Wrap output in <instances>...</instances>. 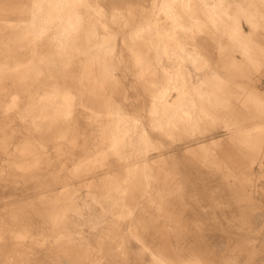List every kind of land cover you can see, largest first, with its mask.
<instances>
[{"label": "rangeland", "instance_id": "374dc122", "mask_svg": "<svg viewBox=\"0 0 264 264\" xmlns=\"http://www.w3.org/2000/svg\"><path fill=\"white\" fill-rule=\"evenodd\" d=\"M223 2L206 10L225 34L188 23V64L160 40L195 16L182 9L193 0H0V264H264V0ZM175 76L190 81L179 92ZM178 95L187 105H171Z\"/></svg>", "mask_w": 264, "mask_h": 264}, {"label": "bare ground", "instance_id": "6f19581e", "mask_svg": "<svg viewBox=\"0 0 264 264\" xmlns=\"http://www.w3.org/2000/svg\"><path fill=\"white\" fill-rule=\"evenodd\" d=\"M69 1H74V0H69ZM191 1V0H190ZM204 3V7H202V5L201 4H203ZM162 4H163V0H160V5H159V10L161 9V7H162ZM235 4H238V2H235ZM192 7L193 8H191V5H185L184 4V6H182L183 8V11L187 14V13H189V11L191 10L192 12H195V16H190L191 17V19H189V18H185V19H183V20H181V22H180V27H178V28H176V30H172L171 32L169 31V33H167L166 31L165 32H161V34H162V38H161V42L162 43H164V44H168V42H170V43H172V44H174L175 45V47L176 48H178V49H180L181 50V53H183L182 54V57H184L185 58V60H186V62H188V64H195V63H197L196 61V56L194 55V53L195 52H191V51H189V49L188 48H185L184 47V44H191V45H193V41L195 40V39H198L199 40V38H197L196 36H192V37H190L189 35H188V32H186L187 30H189L190 28H191V26H189V24L188 23H194V25L196 26V28L199 30V29H203V28H206V29H208L209 30V33H210V36H211V39L213 40V34L214 33H216V30H218V29H220L221 30V32L222 33H224L225 34V31L223 30V24H222V21H220L219 22V19H217V18H214L213 16H212V13H214V12H216V10H219V12L220 11H222V12H226V11H228V8H227V6H226V4L223 2V0H193V3H192ZM207 5V6H206ZM210 8V10L212 11V10H214L212 13L210 12H208V10H206V8ZM53 8L55 9L56 8V6L54 5L53 6ZM256 8V7H255ZM129 10V9H128ZM257 10L259 11V9H258V7H257ZM69 11H71V9H67L66 10V13H64L63 15H59V16H57V15H55V14H53V15H50V19H55V18H61L62 16H67V17H71V16H73V15H75V13H72V14H69ZM133 11V10H132ZM129 12V11H128ZM156 12V11H155ZM130 13H131V11H130ZM133 14H134V12H133ZM185 14V15H186ZM181 15V14H180ZM226 15H231V14H229V13H226ZM157 16V14L155 13L154 15H150V16H148V19H147V24H149V25H151V23H152V20L150 19V18H152V17H156ZM173 16V15H172ZM135 17H136V15H135ZM164 17V18H163ZM117 18V17H116ZM133 18V17H132ZM162 18L163 19H166V17L165 16H162ZM240 18V17H239ZM182 19V18H181ZM46 20H48V19H46ZM116 20V19H115ZM178 20H180V19H178ZM235 20V19H234ZM252 20V19H251ZM114 22V21H113ZM112 22V23H113ZM126 22H128V21H126ZM136 22H138V20L136 21ZM163 22H166V20L164 21L163 20ZM129 25H131L132 24V20H131V22L129 21ZM155 23H156V20H155ZM237 23V22H236ZM138 25V24H137ZM165 25V24H164ZM163 25V23H161V27L162 28H164L165 26ZM170 26V25H169ZM126 27V26H125ZM171 27V26H170ZM170 27H168L167 29H169ZM42 28V27H41ZM121 28V27H120ZM116 29V28H115ZM166 29V30H167ZM122 30V29H121ZM151 30V29H150ZM107 31V30H106ZM117 31V30H116ZM133 31H134V29H133ZM138 32H141L140 30L139 31H136L135 32V34H137L136 35V38H132L133 39V41H131V42H136V43H138L139 45H140V43L142 44L143 42H145L146 40H145V37L143 38V39H141V38H139V34L140 33H138ZM236 32H237V39L238 38H240V37H243V36H246L248 33H246V35H245V32L244 33H242L241 31H239V29L238 28H236ZM107 33V32H106ZM110 34V33H109ZM126 35H127V33H126ZM226 35H228V32L226 33ZM229 35H230V33H229ZM243 35V36H242ZM89 36V35H88ZM125 35H123V37H124ZM146 36V35H145ZM147 37H150V36H148L147 35ZM152 37H153V34H152ZM90 39V38H89ZM113 39V38H112ZM120 39H121V37H120ZM123 39V38H122ZM148 39V38H147ZM167 40H168V42H167ZM151 41H152V38L150 39V43H151ZM94 43V42H93ZM129 43V42H128ZM135 43V44H136ZM147 43V42H146ZM149 43V44H150ZM153 43V42H152ZM151 43V44H152ZM98 44V43H97ZM163 44V49H162V52H163V54L166 56V57H168L169 56V54L171 53V50L170 49H167L166 48V45H164ZM131 45H132V43H131ZM134 45V44H133ZM147 45V44H146ZM87 46V45H86ZM94 46V45H93ZM130 46V45H129ZM141 46V45H140ZM161 46V45H160ZM88 47L90 48V45H88ZM145 48H146V46H144ZM150 47H151V45H150ZM88 48V49H89ZM102 48V47H101ZM140 48V47H139ZM143 48V46L141 47V49ZM86 49V48H85ZM87 49V50H88ZM135 49V48H134ZM138 49V48H137ZM136 50V49H135ZM133 51V53H135L136 55H142V53H143V51H142V53L140 52V51ZM143 50V49H142ZM148 50V49H147ZM147 50H144L145 52L147 51ZM150 50V49H149ZM161 50V49H160ZM98 51V50H97ZM174 53H176V50L174 49V50H172ZM89 52V51H88ZM148 52V51H147ZM150 52V51H149ZM159 52V51H158ZM90 53H91V50H90ZM90 53H89V55H90ZM196 53H198V51H196ZM88 54V53H87ZM96 54V53H95ZM147 54V53H146ZM145 54V55H146ZM180 54V53H179ZM216 54V53H215ZM235 54V53H234ZM92 55H93V53H92ZM99 56H100V54H98ZM97 55V56H98ZM143 56V58H145L146 56ZM149 55V54H148ZM150 55H151V53H150ZM154 54H152V56H153ZM94 56H96V55H94ZM98 56V59L100 58ZM84 57V56H83ZM89 57V56H88ZM101 57H103V56H101ZM105 57H106V55H105ZM94 58V57H93ZM97 58V57H96ZM95 58V59H96ZM104 58V57H103ZM181 58V57H180ZM213 58V57H212ZM85 59V58H84ZM101 59V58H100ZM99 59V60H100ZM146 59V58H145ZM81 60V59H80ZM86 60V59H85ZM98 60V61H99ZM106 59H104V61H105ZM107 60H108V58H107ZM172 60V59H171ZM238 60V59H237ZM50 61V60H49ZM103 61V60H102ZM104 61H103V63H104ZM149 61V60H148ZM52 62H54V61H52ZM93 62V61H92ZM100 62H101V60H100ZM99 62V63H100ZM107 62V61H106ZM105 62V63H106ZM154 62V61H153ZM202 62V61H201ZM211 63V62H210ZM55 64V63H54ZM54 64H52V66L54 65ZM60 64V63H59ZM66 64V63H65ZM86 64V63H85ZM84 64V65H85ZM96 64V63H95ZM97 64H98V62H97ZM104 65V64H103ZM103 65H101V67L103 66ZM256 65V64H255ZM23 66V65H22ZM37 66V65H36ZM62 66V65H61ZM96 66V65H95ZM95 66H94V64H93V66L92 67H94L93 68V73L95 74V72L97 73V71H95L96 69H95ZM140 66V65H139ZM199 66V65H198ZM47 67V66H46ZM56 67H57V65H56ZM87 67V66H86ZM99 67H100V64H99ZM100 67V68H101ZM107 67H109V64H108V66ZM154 67V66H153ZM184 67V66H183ZM215 67V66H214ZM26 68V67H25ZM49 68V67H48ZM97 68H98V66H97ZM100 68H98V69H100ZM110 68V67H109ZM148 68V67H147ZM193 68V67H192ZM218 68V67H217ZM258 68H259V65H258ZM257 68V69H258ZM28 69V68H27ZM50 69V68H49ZM95 69V70H94ZM111 69V68H110ZM109 69V70H110ZM141 69V68H140ZM154 69V68H153ZM172 69V68H171ZM41 70V69H40ZM40 70H39V72H40ZM52 70V69H51ZM80 70V69H79ZM136 70V69H135ZM27 71V70H26ZM91 71V70H90ZM34 72V71H33ZM100 72V71H99ZM103 72V71H102ZM106 72H108V71H106ZM257 72V71H256ZM29 73V72H28ZM90 73H92V72H90ZM17 74V73H16ZM101 74V73H100ZM143 74V73H142ZM190 74V73H189ZM216 74V73H215ZM18 75H20V73L18 74ZM96 75V74H95ZM206 75V74H205ZM138 76V75H137ZM185 76H186V74H185ZM209 76V75H208ZM16 77V76H15ZM23 77H25V76H23ZM29 77V76H28ZM94 77V76H93ZM136 77V76H135ZM178 76H175L174 77V79H173V81H172V88H173V90H175V91H180L182 88L181 87H179L180 85V83H181V81L183 82V83H189L190 81L189 80H186L185 79V81L184 80H179L178 78H177ZM205 77H207V76H205ZM205 77H204V79H205ZM17 78V77H16ZM94 78H96V77H94ZM140 78V77H139ZM142 78V77H141ZM148 78V77H147ZM208 78V77H207ZM206 78V79H207ZM24 79V78H23ZM190 79V78H189ZM202 79V78H201ZM205 79V80H206ZM87 80V79H86ZM97 80V79H96ZM195 80V79H194ZM116 81V80H115ZM13 82H15V81H13ZM18 82V81H17ZM95 82V81H94ZM102 82V81H101ZM206 82V81H205ZM205 82H204V84H205ZM221 82V81H220ZM234 82V81H233ZM59 83V82H58ZM8 84V83H7ZM28 85V84H27ZM61 85V84H60ZM84 85V84H83ZM95 85V84H94ZM94 85H93V87H94ZM169 85V84H168ZM207 85V84H206ZM57 86V85H56ZM58 86H59V84H58ZM96 86V85H95ZM205 86V85H204ZM209 86V85H208ZM83 87V86H82ZM142 87V86H141ZM170 87V86H169ZM84 88V87H83ZM194 88V87H193ZM204 88V87H203ZM153 89V88H152ZM190 89V88H189ZM192 89V88H191ZM207 89H209L208 87H207ZM242 89V88H241ZM40 90V89H39ZM193 90V89H192ZM199 90H201V89H199ZM202 90H204V89H202ZM211 90V89H210ZM80 91V90H79ZM155 91V90H154ZM205 91H206V88H205ZM86 92V91H85ZM91 92V91H90ZM207 92V91H206ZM37 93V92H36ZM35 93V94H36ZM65 93V92H64ZM148 93V92H147ZM192 93V92H191ZM194 93V92H193ZM41 94V93H40ZM39 94V95H40ZM212 94V93H211ZM120 95V94H119ZM148 95V94H147ZM155 95V94H154ZM193 96H196V95H193ZM28 97V96H27ZM41 97V96H40ZM90 97V96H89ZM157 97V96H156ZM254 97V96H253ZM47 98H49V97H47ZM180 98H182V95H178V96H176V98H175V100H174V102L171 104L172 106H174V107H177V106H185V105H187V104H185V103H181V102H179L178 101V99H180ZM252 98V97H251ZM114 100V99H113ZM133 100V99H132ZM137 101V100H136ZM143 101V100H142ZM198 99H197V103H198ZM32 102H34V100L32 101ZM135 102V101H134ZM168 101L166 100V98L164 97V95H161L156 101H155V104H154V107H157V106H159L160 108H162V110H163V112L161 113L163 116L166 114V113H164V110L166 109V107L167 106H169V104L167 103ZM69 103H71L70 101H69ZM11 104V103H10ZM14 104V103H13ZM85 104V103H84ZM111 104V103H110ZM143 104V103H142ZM114 105V104H113ZM139 105H141V104H139ZM149 105V104H148ZM262 105V104H261ZM8 106H9V104H8ZM31 106H32V104H31ZM145 106V105H144ZM151 106V105H150ZM201 106H202V104H201ZM26 107H28V106H26ZM29 107H30V105H29ZM69 107H71V106H69ZM113 107V106H112ZM111 107V108H112ZM21 108V107H20ZM19 108V109H20ZM24 109H25V107H23ZM22 108V109H23ZM109 108V107H108ZM111 108H109V109H111ZM201 108H204V107H201ZM10 109V108H9ZM19 109H18V111L17 112H19ZM57 109V108H56ZM21 110V109H20ZM27 110V109H26ZM26 110H24V111H26ZM64 110V109H63ZM67 110V109H66ZM23 111V112H24ZM57 111V110H56ZM59 112L61 111V110H58ZM135 111V110H134ZM150 111V110H149ZM212 111V110H211ZM21 112V111H20ZM43 112H44V110H43ZM64 112V111H63ZM184 112V113H183ZM9 113V112H8ZM11 113V112H10ZM101 113V112H100ZM121 113V112H120ZM178 113H179V115H180V113H181V115H180V117H184L185 115H183V114H188L187 112H185V111H181V112H179L178 111ZM177 113V114H178ZM209 113V112H208ZM12 114V113H11ZM108 114V113H107ZM112 114H114V113H112ZM117 114H119V113H117ZM211 114H212V112H211ZM14 115V114H13ZM116 115V114H115ZM120 115V114H119ZM127 115V114H126ZM125 115V116H126ZM141 115V114H140ZM183 115V116H182ZM213 115V114H212ZM21 116H22V114H21ZM25 116V114L23 115V117ZM64 116V115H63ZM124 116V117H125ZM146 116V115H145ZM147 116H148V114H147ZM150 116V115H149ZM5 117V116H4ZM10 117H11V115H10ZM42 117H44V113H43V116ZM129 117V116H128ZM131 117V116H130ZM168 117H169V115L167 114V116H166V118H165V120L164 121H167V120H169L168 119ZM216 117V116H215ZM95 118V117H94ZM132 118V117H131ZM151 118V117H150ZM218 118V117H217ZM119 119V118H118ZM8 120V119H7ZM12 120V119H11ZM108 120V119H107ZM147 120H148V118H147ZM103 121V120H102ZM105 121V123H106V120H104ZM163 121V120H162ZM192 121V120H191ZM108 122H111V120L110 121H108ZM192 122H194V120L192 121ZM191 122V123H192ZM9 123V122H8ZM29 123V122H28ZM102 123V122H101ZM116 123V122H115ZM118 123V122H117ZM142 123V122H141ZM205 123V122H204ZM95 124V123H94ZM107 124V123H106ZM130 124V123H129ZM203 124V123H202ZM84 125V124H83ZM141 125V124H140ZM147 125V124H146ZM192 125V124H191ZM142 126V125H141ZM106 127V126H105ZM109 127V126H108ZM117 127V126H116ZM193 127V126H192ZM231 127V126H230ZM142 128H144V127H142ZM106 129V128H105ZM138 129V128H137ZM179 129H181V130H183V131H185V132H187L186 131V127L183 125V124H179ZM100 130V129H99ZM139 130V129H138ZM101 131V130H100ZM108 131V130H107ZM118 131H119V129H118ZM140 131V130H139ZM124 132V131H123ZM182 132V131H181ZM81 133V132H80ZM97 133V132H96ZM95 133V134H96ZM112 133V132H111ZM177 133V132H176ZM184 133V132H183ZM62 134V133H61ZM104 134V133H103ZM115 134H116V132H115ZM115 134H113V136L115 135ZM132 134V133H131ZM186 134V133H185ZM262 134V133H261ZM58 135V134H57ZM79 135V134H78ZM142 135V134H141ZM235 135V134H234ZM233 135V136H234ZM96 136V135H95ZM121 136V138H122V135H120ZM133 136H134V133H133ZM183 136V135H182ZM201 136V135H200ZM60 137V136H59ZM64 137V136H63ZM70 137V136H69ZM191 137H193V136H191ZM104 138H106V137H104ZM189 138H190V136H189ZM55 139V138H54ZM59 139V138H58ZM62 139H64V138H62ZM83 139H84V137H83ZM99 139V138H98ZM103 139V138H102ZM108 139V138H107ZM117 139H119V136H118V138ZM177 139V138H176ZM38 140V139H37ZM89 140V139H88ZM194 140H195V138H194ZM213 139H210L209 140V144L212 142H214V141H212ZM61 141V140H60ZM116 141V140H115ZM211 141V142H210ZM35 142H36V140H35ZM54 142V141H53ZM62 142V141H61ZM124 142V141H123ZM141 142V141H140ZM207 142V141H206ZM59 143V142H58ZM121 143V142H120ZM136 143V142H135ZM183 143V142H182ZM192 143V142H191ZM203 143V142H202ZM119 144V143H118ZM205 144V143H204ZM38 145V144H37ZM63 145V144H62ZM136 145V144H135ZM143 145V144H142ZM141 145V146H142ZM211 145V144H210ZM3 146V145H2ZM126 146V145H125ZM131 146H134V145H131ZM138 146V145H137ZM199 146V145H198ZM201 146H205V145H201ZM251 146V145H250ZM4 147V146H3ZM18 147H19V145H18ZM30 147V146H29ZM33 147V146H32ZM39 147V146H38ZM63 147V146H62ZM109 147V146H108ZM192 147V146H191ZM0 148H2V147H0ZM23 148V147H22ZM39 148H41V147H39ZM114 148V147H113ZM116 148V147H115ZM126 148V147H125ZM124 148V149H125ZM128 148V147H127ZM13 149V148H12ZM20 149V148H19ZM119 149V148H118ZM131 150H132V148H130ZM189 149H190V147L188 148V150L187 151H189ZM192 149V148H191ZM201 149H202V147H201ZM204 149H206V148H204ZM3 149H1V151H2ZM38 150V149H37ZM112 152L114 151V150H112V149H110ZM140 150H142V149H140ZM177 150V149H176ZM207 150V149H206ZM23 151V150H22ZM21 151V152H22ZM27 151H28V148H27ZM40 151V150H39ZM107 149H106V153H107ZM202 151V150H201ZM204 151V150H203ZM258 151V150H257ZM12 153H13V151H11ZM37 152V151H36ZM35 152V153H36ZM41 152H42V150H41ZM46 152V151H45ZM110 152V151H109ZM114 152H117V150L116 151H114ZM113 152V153H114ZM121 152V151H120ZM20 153V152H19ZM29 153V152H28ZM39 154H40V152H38ZM137 153H139V152H137ZM162 153V152H161ZM190 153V152H189ZM259 153V152H258ZM135 154V153H134ZM141 154V153H140ZM193 154V153H192ZM199 154V153H198ZM25 155V154H24ZM28 155V154H27ZM44 155V154H43ZM108 155H109V153H108ZM116 155V154H115ZM124 155V154H123ZM127 155V154H126ZM208 155V154H207ZM11 156V155H10ZM18 156V155H17ZM21 156V155H20ZM29 156V155H28ZM45 156V155H44ZM117 156V155H116ZM131 156V155H130ZM136 156H138V154L136 155ZM193 156V155H192ZM229 156V155H228ZM30 157H32V156H30ZM30 157H29V159H30ZM103 157V156H102ZM118 157H119V154H118ZM121 157V156H120ZM124 157V156H123ZM140 157V156H139ZM194 157H196V156H194ZM216 157V156H215ZM12 158V157H11ZM16 158V157H15ZM21 158V157H20ZM26 158V157H25ZM28 158V157H27ZM37 158V157H36ZM129 158V157H128ZM132 158H133V155H132ZM136 158V157H135ZM159 158V157H158ZM157 158V159H158ZM198 158V157H197ZM254 158V157H253ZM23 159V158H22ZM32 159V158H31ZM83 159V158H82ZM81 159V160H82ZM104 159H105V157H104ZM131 159V158H130ZM140 159V158H139ZM143 159V158H142ZM206 159V158H205ZM6 160V159H5ZM21 160V159H20ZM34 160V159H33ZM97 160V159H96ZM8 161V160H7ZM17 161V160H16ZM23 161V160H22ZM26 161H28V160H26ZM26 161H24V162H26ZM30 161V160H29ZM28 161V162H29ZM42 161V160H41ZM78 161V160H77ZM99 161V160H98ZM162 161V160H161ZM206 161V160H205ZM33 162V161H32ZM40 162V161H39ZM38 162V163H39ZM96 162V161H95ZM107 162V161H106ZM130 162H132V161H130ZM134 162V161H133ZM203 162V161H202ZM9 163V162H8ZM27 163V162H26ZM41 163V162H40ZM118 163V162H117ZM128 163V162H127ZM138 163V162H137ZM136 163V164H137ZM147 163V162H146ZM108 164V163H107ZM158 164H159V162H158ZM164 164V163H163ZM166 164V163H165ZM34 165V164H33ZM105 165V164H104ZM140 165V164H139ZM260 165V164H259ZM81 166V165H80ZM135 166V165H134ZM152 166V165H151ZM6 167V166H5ZM110 167V166H109ZM131 167V166H130ZM149 167V166H148ZM159 167V166H158ZM14 168V167H13ZM16 168V167H15ZM77 168V167H76ZM139 168V167H138ZM141 168V167H140ZM12 169V168H11ZM83 169V168H82ZM113 169H114V167H113ZM153 169H154V167H153ZM163 169V168H162ZM76 170H78V169H76ZM80 170V169H79ZM85 170V169H84ZM121 170V169H120ZM129 170V169H128ZM133 170V169H132ZM158 170V169H157ZM165 170V169H164ZM118 171V170H117ZM148 171V170H147ZM160 171V170H159ZM77 172V171H76ZM114 172V171H113ZM135 172V171H134ZM154 172V171H153ZM2 173H4V172H2ZM78 173H79V171H78ZM77 173V174H78ZM95 173V172H94ZM129 173V171L127 172V174ZM130 173H131V171H130ZM136 173V172H135ZM133 174V175H136L137 173H138V170H137V173L136 174ZM152 173V172H151ZM159 173V172H158ZM82 174V173H81ZM91 174V173H90ZM113 174V173H112ZM73 175V174H72ZM78 175H80V174H78ZM87 175V174H86ZM120 175V174H119ZM123 175V174H122ZM138 175V174H137ZM140 175V174H139ZM88 176V175H87ZM131 176V175H130ZM150 176V175H149ZM158 176V175H157ZM82 177H85L84 175L82 176ZM81 177V178H82ZM129 177V176H128ZM132 177H136V176H132ZM132 177H129V178H131L132 180H134ZM140 177V176H139ZM143 177V176H142ZM159 177V176H158ZM179 177V176H178ZM121 179H122V177H120ZM125 178H127V176H125ZM129 178L128 179H126V180H128L129 181ZM175 178V177H174ZM1 179V178H0ZM93 179H94V177H93ZM101 179V178H100ZM106 179H108V177H106ZM123 179H124V177H123ZM140 178H138L137 180H139ZM200 179V178H199ZM221 179V178H220ZM115 180V179H114ZM117 180H119V178L117 179ZM125 180V181H126ZM131 180V181H132ZM136 180V179H135ZM150 180V179H149ZM172 180V179H171ZM215 180V179H214ZM107 181V180H106ZM109 181V180H108ZM180 181V180H179ZM205 181H206V179H205ZM111 182V181H110ZM121 184H120V187L122 186V184L124 183V181H123V183H122V181H119ZM119 182H117V184L119 185ZM136 182V181H135ZM138 182V184L139 183H141V182H139V181H137ZM96 183V182H95ZM131 183V182H130ZM181 183V182H180ZM127 184V183H126ZM131 184H133V183H131ZM131 184H130V186L129 187H131ZM137 184V185H138ZM179 184V183H178ZM55 185V183L53 184V186ZM94 185V184H93ZM125 185V184H124ZM52 186V187H53ZM56 186V185H55ZM54 186V187H55ZM102 186V185H101ZM113 186V185H112ZM51 187V186H50ZM49 187V188H50ZM72 187V186H71ZM95 187V186H94ZM96 187H98L97 185H96ZM108 187V186H107ZM126 187V186H125ZM215 187V186H214ZM2 188V187H1ZM122 188H124V187H122ZM128 188V187H127ZM134 188H135V185H134ZM137 188V187H136ZM151 188V187H150ZM45 189V188H44ZM107 189V188H106ZM118 189H120V188H118ZM141 189V188H140ZM152 189H154V188H152ZM151 189V190H152ZM99 190V189H98ZM122 190V189H121ZM126 190H128V189H126ZM150 190V191H151ZM62 191H63V189H62ZM114 191V190H113ZM133 191V190H132ZM131 191V192H132ZM1 192V191H0ZM40 192V191H39ZM51 192H53V191H50V193ZM102 192V191H101ZM112 192V190L110 191V193ZM116 192H120V191H118V190H115V192H113L114 194L116 193ZM127 192V191H126ZM129 192H130V190H129ZM48 193V192H47ZM55 193V192H54ZM58 193V192H57ZM132 193H134V192H132ZM59 194V193H58ZM90 194V193H89ZM99 194H102V193H99ZM117 194V193H116ZM135 194V193H134ZM134 194H132V195H134ZM180 194V193H179ZM237 194H239V192L237 193ZM47 195H49V194H47ZM52 195V194H51ZM54 195V194H53ZM98 195V194H97ZM105 195V194H104ZM108 195V194H107ZM129 195V194H128ZM131 195V193H130V197L132 196ZM136 195V194H135ZM27 196V195H26ZM58 196V195H57ZM90 196H91V194H90ZM89 196V197H90ZM103 196V195H102ZM110 196H111V194H110ZM109 195H108V197H110ZM117 196H120V195H117ZM34 197V196H33ZM40 197V196H39ZM44 197H46V196H44ZM107 197V196H106ZM107 197V198H108ZM51 198V197H50ZM54 198V197H53ZM115 198V197H114ZM114 198H112V199H114ZM134 198H135V196H134ZM35 199V198H34ZM40 199V198H39ZM133 198H131V200H132ZM28 200V199H27ZM47 200V199H46ZM71 200V199H70ZM74 200V199H73ZM106 200V199H105ZM118 200H120L119 198H118ZM130 200V201H131ZM188 200V199H187ZM36 201H37V199H36ZM49 201V200H48ZM109 201V200H108ZM112 201V200H111ZM28 202H29V200H28ZM38 202V201H37ZM43 202V201H42ZM116 202H118V201H116ZM32 203V202H31ZM30 203V204H31ZM34 203H35V201H34ZM51 203V202H50ZM155 203V202H154ZM25 204V203H24ZM67 204V203H66ZM242 204V203H241ZM33 205H35V204H33ZM43 205H44V203H43ZM227 205V204H226ZM7 206V205H6ZM9 206V205H8ZM25 206V205H24ZM42 206V205H41ZM116 205L114 204V207H115ZM231 206V205H230ZM36 207V206H35ZM8 208V207H7ZM15 208V207H14ZM32 208H34V207H32ZM38 208V207H37ZM47 208V207H46ZM64 208V207H63ZM68 208V207H67ZM119 208H120V206H119ZM118 208V209H119ZM122 208V207H121ZM230 208V207H229ZM262 208H264V207H262ZM10 209V208H9ZM16 209V208H15ZM116 209V208H115ZM4 210V209H3ZM12 210V209H11ZM28 210V209H27ZM38 210V209H37ZM117 210V209H116ZM121 210V209H120ZM247 210V209H246ZM21 211V210H20ZM32 211V210H31ZM63 211V210H62ZM252 211V210H251ZM261 211V210H260ZM73 212V211H72ZM3 213V212H2ZM1 213V214H2ZM19 213V212H18ZM48 213V212H47ZM60 213V212H59ZM116 213V212H115ZM185 213V212H184ZM24 214V213H23ZM29 214V213H28ZM84 214V213H83ZM186 214V213H185ZM260 214V213H259ZM43 215V214H42ZM62 215V214H61ZM74 215V214H73ZM152 215V214H151ZM181 215V214H180ZM251 215V214H250ZM5 216V215H4ZM83 216V215H82ZM186 216V215H185ZM60 217V216H59ZM256 217H257V215H256ZM54 218H57V217H53V219ZM5 219H8V218H6L5 217ZM19 219V218H18ZM38 219V218H37ZM43 219V218H42ZM12 220H14V219H12ZM29 221V220H28ZM42 221V220H41ZM55 221V220H54ZM53 221V222H54ZM259 220H256V222H258ZM19 222V221H18ZM44 222V221H43ZM51 222H52V220H51ZM52 222V223H53ZM28 223V222H27ZM259 223V222H258ZM262 223H264V222H262ZM3 224V223H2ZM4 224H6V223H4ZM261 224V223H260ZM19 225V224H18ZM17 225V226H18ZM37 225V224H36ZM9 226V225H8ZM20 226V225H19ZM25 226V225H24ZM110 226V225H109ZM108 226V227H109ZM116 226V225H115ZM205 226V225H204ZM6 227V226H5ZM50 227V226H49ZM165 227V226H164ZM203 227V226H202ZM259 227V226H258ZM36 228H37V226H36ZM52 228V227H51ZM207 228V227H206ZM30 229V228H29ZM112 229V228H111ZM3 230V229H2ZM31 230V229H30ZM109 230V229H108ZM260 230V229H259ZM44 231V230H43ZM45 231H47V230H45ZM7 232H8V230H7ZM73 232V231H72ZM109 232V231H108ZM19 233V232H18ZM182 233V232H181ZM113 234V233H112ZM3 235V234H2ZM186 235V234H185ZM188 235V234H187ZM218 235V234H217ZM212 236H214V234L212 235ZM211 236V237H212ZM220 236V235H219ZM223 236V235H222ZM19 237H21V236H19ZM99 237V236H98ZM104 237H106V235L104 236ZM183 237H185V236H183ZM188 237V236H187ZM192 237V236H191ZM191 237H189V238H191ZM216 237V236H215ZM218 237V236H217ZM114 238V237H113ZM112 238V239H113ZM194 238V237H193ZM205 238V237H204ZM209 238V237H208ZM213 238V237H212ZM220 238V237H219ZM56 239V238H55ZM66 239V238H65ZM116 239V238H115ZM165 239V238H164ZM198 239V238H197ZM218 239V238H217ZM224 238H222L221 240H223ZM98 240H100V238H98ZM104 240H105V238H104ZM114 240V239H113ZM213 240V239H212ZM73 241V240H72ZM112 241V240H111ZM215 241H217V240H215ZM224 241V240H223ZM222 241V242H223ZM226 241V240H225ZM231 241V240H230ZM13 242V241H12ZM66 242H67V240H66ZM98 242V241H97ZM110 242V241H109ZM114 242H115V240H114ZM156 242V241H155ZM167 242V241H166ZM175 242V241H174ZM189 242V241H188ZM205 242H207V241H204V243ZM51 243V242H50ZM63 243V242H62ZM68 243H69V241H68ZM73 243V242H72ZM99 243H101V240H100V242ZM165 243V242H164ZM169 244H170V242H168ZM168 243H166V244H168ZM218 243V242H217ZM224 243V242H223ZM110 244H114L113 242L112 243H110ZM109 244V245H110ZM153 244V243H152ZM180 244V243H179ZM185 244V243H184ZM208 244V243H207ZM227 244V243H226ZM6 245V244H5ZM20 245V244H19ZM78 245V244H77ZM76 245V246H77ZM115 245V244H114ZM175 245V244H174ZM210 245V244H209ZM17 246V245H16ZM101 246V245H100ZM99 246V248H101ZM112 246V245H111ZM169 246V245H168ZM180 246V245H179ZM219 246V245H218ZM224 246V245H223ZM78 247V246H77ZM76 247V248H77ZM80 247H82V246H80ZM80 247H78V248H80ZM87 247V246H86ZM91 247H93V246H91ZM98 247V246H97ZM104 247V246H103ZM113 247V246H112ZM111 247V248H112ZM170 247V246H169ZM208 247V246H207ZM66 248V247H65ZM68 248H71V246L70 247H68ZM68 248L66 249V250H68ZM73 248V247H72ZM72 248H71V250H72ZM75 248V247H74ZM76 248H75V252H76ZM84 248H85V246H84ZM110 248V249H111ZM170 248H172V247H170ZM182 248V247H181ZM2 249V248H1ZM108 249V248H107ZM74 250V249H73ZM82 250H84L83 248L82 249H79V251H82ZM90 250V249H89ZM89 250H88V252H89ZM171 250H173V249H171ZM52 251V250H51ZM70 251V250H69ZM78 251V249H77V252H79ZM86 251L87 250H84V252L86 253ZM96 251V250H95ZM77 252H76V255H77ZM88 252L85 254L84 253V255L86 256L87 254H88ZM92 252V251H91ZM114 252V251H113ZM39 253V252H38ZM51 253V252H50ZM108 253V252H107ZM175 253H177V252H175ZM72 254V253H71ZM74 254V253H73ZM72 254V255H73ZM81 254V253H80ZM100 254V253H99ZM109 254H112V252H109ZM66 255H67V253H66ZM75 255V254H74ZM83 255V254H82ZM91 255V254H90ZM108 254H106V256H107ZM115 254H112L111 256H114ZM172 255V254H171ZM175 255V254H174ZM57 256V255H56ZM64 256V255H63ZM69 256H70V253H69ZM68 256V257H69ZM78 256V255H77ZM79 256H81V255H79ZM78 256V257H79ZM85 256H82V257H85ZM106 256H104V258L106 259ZM108 256H110V255H108ZM176 256V255H175ZM195 256V255H194ZM53 257H54V255H53ZM65 258H66V256H64ZM63 257V258H64ZM101 259H103L102 258V256H99ZM118 257V256H117ZM189 257H190V255H189ZM46 258V257H45ZM69 258H71V257H69ZM72 258H73V256H72ZM71 258V259H72ZM86 258V257H85ZM90 258V257H89ZM96 258H97V256H96ZM111 258H113V257H111ZM115 258H116V256H115ZM173 258H176V261H173V262H175V264H176V262H178L177 260V258H179L180 259V257H173ZM192 258H193V256H192ZM88 259V258H87ZM105 259L103 260V262L105 261ZM107 259H108V257H107ZM107 259H106V261H105V263L107 262ZM122 259V258H121ZM64 260V259H63ZM68 260H70V259H68ZM97 260V259H96ZM109 260H110V258H109ZM115 260V259H114ZM118 260H120V256H119V258H118ZM173 260V259H172ZM193 260H194V258H193ZM197 260V259H196ZM256 260V259H255ZM258 260V259H257ZM53 261V260H52ZM112 261V260H111ZM117 261V260H116ZM186 262H187V260H185ZM195 261V260H194ZM262 261V260H261ZM46 262V261H45ZM57 262V261H56ZM124 262H125V260H124ZM193 262V261H192ZM191 262V263H192ZM196 262H198V260L196 261ZM53 263V262H52ZM64 263V262H63ZM70 263V262H69ZM90 263H92L93 264V262H90ZM105 263H103V264H105ZM116 263H118V261L116 262ZM121 263V262H120ZM120 263H118V264H120ZM127 263H128V261H127ZM185 263V262H184ZM188 263H190V262H188ZM187 263V264H188ZM199 263V262H198ZM59 264V263H58ZM68 264V263H67ZM112 264V263H111ZM122 264V263H121ZM181 264H182V262H181Z\"/></svg>", "mask_w": 264, "mask_h": 264}]
</instances>
